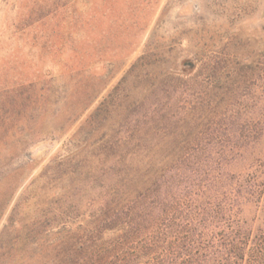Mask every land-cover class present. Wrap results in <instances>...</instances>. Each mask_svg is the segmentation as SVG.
Returning a JSON list of instances; mask_svg holds the SVG:
<instances>
[{
    "label": "rangeland",
    "instance_id": "374dc122",
    "mask_svg": "<svg viewBox=\"0 0 264 264\" xmlns=\"http://www.w3.org/2000/svg\"><path fill=\"white\" fill-rule=\"evenodd\" d=\"M191 149L264 180V0H0V264H51L118 158Z\"/></svg>",
    "mask_w": 264,
    "mask_h": 264
},
{
    "label": "trees",
    "instance_id": "16d2710c",
    "mask_svg": "<svg viewBox=\"0 0 264 264\" xmlns=\"http://www.w3.org/2000/svg\"><path fill=\"white\" fill-rule=\"evenodd\" d=\"M198 151L118 158L51 264H264V180L239 170L241 154Z\"/></svg>",
    "mask_w": 264,
    "mask_h": 264
}]
</instances>
